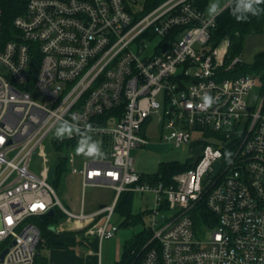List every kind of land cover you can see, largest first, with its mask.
Returning a JSON list of instances; mask_svg holds the SVG:
<instances>
[{
    "label": "built area",
    "instance_id": "built-area-1",
    "mask_svg": "<svg viewBox=\"0 0 264 264\" xmlns=\"http://www.w3.org/2000/svg\"><path fill=\"white\" fill-rule=\"evenodd\" d=\"M233 1L222 0L219 13ZM217 17L194 0H166L139 17L124 0H27L7 39L0 1V254L8 248L0 264H38L36 220L51 210L98 239L102 264L126 192L152 203L138 264H264V92L253 105L259 76H232L244 63L241 55L227 61L230 39L210 44ZM34 88L45 102L33 99ZM72 113L102 153L85 147L65 157L72 173L84 191L115 192L91 213L84 201L78 213L66 209L49 182L45 145ZM153 121L165 142L191 151V167L168 183L143 180L131 156L148 144L143 131ZM79 139L64 138L74 153Z\"/></svg>",
    "mask_w": 264,
    "mask_h": 264
},
{
    "label": "rangeland",
    "instance_id": "rangeland-1",
    "mask_svg": "<svg viewBox=\"0 0 264 264\" xmlns=\"http://www.w3.org/2000/svg\"><path fill=\"white\" fill-rule=\"evenodd\" d=\"M131 7L138 14L143 10V0H129ZM212 4H216L218 8L222 5V0H212ZM241 49V60L247 66H252L255 63L256 56L264 52V28L261 33H253L244 37ZM32 97L38 102H45L37 88L32 89ZM262 93V84L257 85L251 93V101L256 105L260 100ZM151 126L143 131V136L148 140L145 147L134 149L131 156L134 160L136 171L143 176H155L161 172V166L165 164H175L186 166L190 162L191 151L189 146L174 147L172 144L163 140V129L157 126L153 121ZM52 138L46 142V157L49 165V182L56 190V194L62 205L71 212L78 213L81 210L82 201L85 203V211L91 213L100 209L103 204H110L114 199V191L104 187H87L83 190L81 177L72 173V164L70 160H66V169L62 173L61 178L53 184V167L57 164L59 154L52 146ZM68 142V141H66ZM69 143V142H68ZM85 150V149H84ZM200 152L199 150L197 151ZM196 154V157L198 155ZM80 157V153L71 151V146L64 148L61 157ZM43 158L35 153L31 169L39 173L42 169L41 162ZM75 165H78L76 162ZM147 196L136 194L134 197L133 214L143 215L141 220L135 224L123 225L125 218L118 214L114 216L113 221L120 230L115 234V237L110 240H105L101 245L103 264H120L123 258V251L127 243L137 234H140L146 229H149L151 223L150 208L152 203ZM60 212V211H59ZM58 212V213H59ZM64 219V218H63ZM60 224V223H59ZM76 234V232H75ZM73 234V235H75ZM78 236L64 237L67 246L61 250L52 248L42 249V254L49 259L50 264L57 259L59 264H98L97 253L100 248V243L96 237H85L83 233H77ZM76 234V235H77ZM64 236V235H63ZM93 251V255H88V251ZM56 263V264H57Z\"/></svg>",
    "mask_w": 264,
    "mask_h": 264
},
{
    "label": "trees",
    "instance_id": "trees-1",
    "mask_svg": "<svg viewBox=\"0 0 264 264\" xmlns=\"http://www.w3.org/2000/svg\"><path fill=\"white\" fill-rule=\"evenodd\" d=\"M3 12H4V32L5 36L8 39L12 33L13 29V20L18 15L24 14L26 9L27 0H0ZM127 3L128 9L133 11L131 7V3L129 0H124ZM166 0H143V10L141 13H138L137 16L144 15L157 6L162 4ZM195 4L199 6L202 10H208L211 6L212 0H194ZM236 7V0H234L228 7H226L217 17V25L213 30L211 35L210 44L212 47L217 46L221 43L222 40L228 38L230 39L231 45L229 49V53L227 56V61L229 62L233 58L240 56L242 54V42L245 39L244 37L253 34V33H261L264 28V14L259 17L256 16H248L246 21H237L234 16L231 14V10ZM260 7L264 8V5ZM239 15V13H238ZM253 74L255 76H259L260 83L262 84V90L264 92V52L260 53L256 56L255 63L252 66H247L246 64L240 65L232 76H239L242 74ZM228 75H231L229 73ZM68 140H59L55 136L52 139V146L55 151L59 154V159L57 160V164L53 167V184L57 183L61 178L62 173L66 169V160L64 157H61L60 154L64 152V148H68L70 146V142H66ZM191 167L190 163L186 166H180L175 164H165L161 166V172L159 175L155 176H144L142 179L145 181H160L163 180L165 182L171 181L172 176L184 170H187ZM50 180V178H49ZM136 193L126 192L123 193L116 205V214L125 218L123 225H132L141 220L143 215L133 214V204L134 197ZM56 211L54 216L46 215L38 218L36 220L39 229L41 231L42 242L38 246V257H36V262L38 264H47V258L42 254V249L44 248H65L66 245L63 243L56 242L51 238L55 235L53 231H51L50 226L57 225L60 223L63 218V212ZM59 212V213H58ZM152 236V233L149 229L146 231L135 235L125 246L123 251V258L120 264H138V253L140 249L144 246V244L148 241V239Z\"/></svg>",
    "mask_w": 264,
    "mask_h": 264
},
{
    "label": "clouds",
    "instance_id": "clouds-1",
    "mask_svg": "<svg viewBox=\"0 0 264 264\" xmlns=\"http://www.w3.org/2000/svg\"><path fill=\"white\" fill-rule=\"evenodd\" d=\"M261 5H264V0H236V7L231 10V14L238 22L246 21L249 15L259 17L264 14V8L260 7ZM222 7L223 6L220 5V8ZM208 13L212 17L220 14L216 4H212L208 8ZM204 104L205 106L211 105L212 98L208 95H205ZM79 121V115L76 113H72L70 120H62L56 127L55 137L59 140H63L66 137L71 138L74 134L78 135L80 137L78 141V147L76 149L78 154L84 152V148L87 147V152L85 153L86 155H101L102 153L100 144L98 142L92 141L90 136L85 135L81 132ZM85 130L86 132L92 131V125H85ZM226 155H230V153Z\"/></svg>",
    "mask_w": 264,
    "mask_h": 264
},
{
    "label": "crops",
    "instance_id": "crops-1",
    "mask_svg": "<svg viewBox=\"0 0 264 264\" xmlns=\"http://www.w3.org/2000/svg\"><path fill=\"white\" fill-rule=\"evenodd\" d=\"M211 3H212V1H211ZM223 4V3H222ZM219 7V6H218ZM219 9V8H218ZM81 184H82V179H81ZM104 188H108V187H104ZM109 189H111V190H113L112 188H109ZM114 191V190H113ZM114 200L110 203V204H112L116 199H115V192H114V198H113ZM110 204H106V205H110ZM84 205H85V203H84ZM105 204H103V205H101L100 207H102V206H104ZM63 221V220H62ZM62 221L60 222V224L58 223L57 225H53V226H56L57 228H58V231H56V230H51V231H53L54 232V236L51 238L52 240H54V241H56V242H61V243H63L64 245H66L67 246V244H66V242H63V241H65V238L64 237H67V238H70V236H78V234L77 233H81L82 231H77V230H70L69 228V226H67V224L66 223H64V224H62ZM50 229H51V226H50ZM75 232H76V234H75ZM73 234H75V235H73ZM64 235V236H63ZM84 236V235H83ZM54 249V251L55 250H61V249H64V248H53ZM95 255V254H94ZM93 255V256H94ZM97 260H98V262H99V258H98V255H97ZM47 261H48V263L47 264H50V262H49V259L47 258ZM58 261H57V259L56 260H53V263L52 264H56ZM57 264H59V263H57ZM102 264H103V258H102Z\"/></svg>",
    "mask_w": 264,
    "mask_h": 264
},
{
    "label": "water",
    "instance_id": "water-1",
    "mask_svg": "<svg viewBox=\"0 0 264 264\" xmlns=\"http://www.w3.org/2000/svg\"><path fill=\"white\" fill-rule=\"evenodd\" d=\"M215 168H216V171H215V173L213 174V176H215L216 174H218L217 172H218V171L220 170V168H221V163H220V162L216 163ZM55 214H56L55 210H51V211L48 213V215H50V216H54ZM54 229H55L54 227H51V230L54 231ZM11 245H14V243H12ZM7 253H8V248H6V249H4V250L2 251V253L0 254V262L3 261V259H4L5 256H7V255H6Z\"/></svg>",
    "mask_w": 264,
    "mask_h": 264
}]
</instances>
